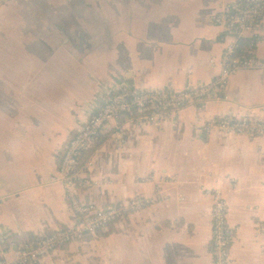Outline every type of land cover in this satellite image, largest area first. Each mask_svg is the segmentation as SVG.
<instances>
[{"label":"crops","instance_id":"1","mask_svg":"<svg viewBox=\"0 0 264 264\" xmlns=\"http://www.w3.org/2000/svg\"><path fill=\"white\" fill-rule=\"evenodd\" d=\"M234 1L0 0V243L70 226L53 181L58 156L102 92L198 89L217 78L223 46L209 17ZM257 58L264 62V22ZM238 115L264 120V69L233 75L225 99L203 114L122 130L128 149L109 143L91 159L80 199L154 204L117 234L74 242L40 264H211L202 190L220 191L227 204L232 264H264V138L203 132V120ZM150 174L180 184L141 183Z\"/></svg>","mask_w":264,"mask_h":264},{"label":"built area","instance_id":"2","mask_svg":"<svg viewBox=\"0 0 264 264\" xmlns=\"http://www.w3.org/2000/svg\"><path fill=\"white\" fill-rule=\"evenodd\" d=\"M210 23L221 32L220 43L223 52L219 63V74L203 88L186 90H155L121 85L112 95L110 90L102 92L96 101L95 110L76 132L73 140L67 141L65 151L58 166V174L53 181L64 189L69 212L76 218L65 231L38 242H32L24 249L3 254L0 264H40L61 253L58 246L65 243H80L85 236L94 237L107 224L116 223L121 228L127 220L143 209L154 204L152 198H132L127 202L100 206L79 201L77 181L80 171V155L94 149L102 135L112 132L110 144L118 151L126 152L128 146L120 141V134L126 128H136L150 124H175L185 111L203 114L214 101L225 99L229 79L242 70L264 69V62L257 58L259 31L264 22V0H235L224 3L209 17ZM248 42L246 53L249 58L241 61L236 56L239 41ZM138 117L137 121L131 118ZM205 136L213 132L227 136L248 139L264 138V120L248 115L221 117L203 120ZM141 183L155 188L170 182L166 176L150 174ZM209 200L210 238L208 242L211 264H232L230 260L234 235L228 225V207L218 190H202ZM9 255V256H7Z\"/></svg>","mask_w":264,"mask_h":264},{"label":"trees","instance_id":"3","mask_svg":"<svg viewBox=\"0 0 264 264\" xmlns=\"http://www.w3.org/2000/svg\"><path fill=\"white\" fill-rule=\"evenodd\" d=\"M247 47H248V42L247 41H245V40L239 41L238 48L236 50V56L241 61H245V60H247L249 58V56L246 53V48ZM111 94L114 95V96L115 95H119L120 91L119 92L112 91ZM131 119L134 120V121H137L138 117H133ZM111 136H112V132L108 133V134H105V135H102L99 138L98 143H97V145H96V147L94 149H92V150H90L88 152H84V153H82L80 155V159H79L80 163H79V167L77 168L78 171H85L86 170V167L89 164V162L91 161V159L97 153H99V151L101 149H103L104 147L108 146ZM75 137H76V134L73 133V134L70 135V137L68 138L67 141L73 140V139H75ZM123 139H125V138H123ZM65 147L66 146H64L63 149L61 150V152L59 153V156H58L59 162H61V159H62V156H63V152L65 151ZM59 162H58V166H59ZM82 183L83 182L80 181V180H78L77 183H76L77 184V189H78L79 201H81L79 192L81 190V186L80 185ZM81 203H83V202L81 201ZM139 213H137L133 217L137 216ZM71 219L73 221L76 218L71 214ZM72 221H71V224H72ZM116 225H117V222L116 223L107 224L105 226V229L98 231L94 237L85 236L83 238V240H86V239H92V240L106 239L109 236H111L112 234H115V233L117 234L119 232ZM171 225L172 224H170L169 222H165V223L161 224V226L164 227V228H171ZM182 225H183V223L181 221H179L176 224L175 229L180 230ZM67 227L68 226H66V227L60 226L58 228L59 230L58 229L57 230L58 231H65ZM57 230L54 231V232L51 231V230H46L41 235H36V234H33V233H23V234L8 233L7 235L4 236V238H3L4 240L0 243V260L3 257V254L8 252L10 249H12V250H14V249H16V250L24 249L27 245H29L32 242H38L41 239H45V238H47L49 236H52L53 234L57 233ZM71 244H69V243L62 244V245L58 246V249L61 250V252H66L67 248ZM57 255L58 254H56L53 257H56ZM53 257H51V258H53Z\"/></svg>","mask_w":264,"mask_h":264},{"label":"rangeland","instance_id":"4","mask_svg":"<svg viewBox=\"0 0 264 264\" xmlns=\"http://www.w3.org/2000/svg\"><path fill=\"white\" fill-rule=\"evenodd\" d=\"M262 69V68H261ZM261 69H259V70H261ZM231 254V253H230ZM230 260H231V255H230ZM231 263H232V261H231Z\"/></svg>","mask_w":264,"mask_h":264}]
</instances>
